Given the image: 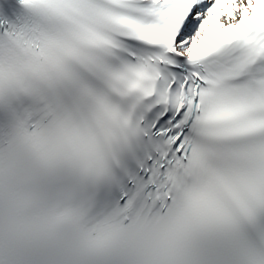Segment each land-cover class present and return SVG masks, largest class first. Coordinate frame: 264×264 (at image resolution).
Listing matches in <instances>:
<instances>
[{
  "label": "snow or ice",
  "instance_id": "obj_1",
  "mask_svg": "<svg viewBox=\"0 0 264 264\" xmlns=\"http://www.w3.org/2000/svg\"><path fill=\"white\" fill-rule=\"evenodd\" d=\"M0 264H264V0H0Z\"/></svg>",
  "mask_w": 264,
  "mask_h": 264
}]
</instances>
